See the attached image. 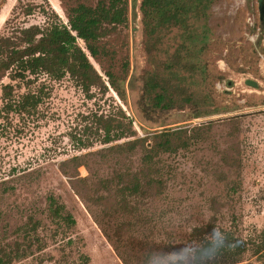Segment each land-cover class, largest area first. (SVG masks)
Listing matches in <instances>:
<instances>
[{
	"label": "rangeland",
	"instance_id": "374dc122",
	"mask_svg": "<svg viewBox=\"0 0 264 264\" xmlns=\"http://www.w3.org/2000/svg\"><path fill=\"white\" fill-rule=\"evenodd\" d=\"M98 2L110 0H0V36L38 25L42 46L72 7ZM206 6L129 0L85 70L69 57L61 78H3L16 95L44 92L34 116L5 121L0 83V249L13 245V264H193L212 230L262 240L264 22L258 0ZM107 70L124 79L125 100ZM136 177L150 186L135 190ZM232 264L262 260L248 250Z\"/></svg>",
	"mask_w": 264,
	"mask_h": 264
},
{
	"label": "trees",
	"instance_id": "16d2710c",
	"mask_svg": "<svg viewBox=\"0 0 264 264\" xmlns=\"http://www.w3.org/2000/svg\"><path fill=\"white\" fill-rule=\"evenodd\" d=\"M128 1L110 0L109 4L98 2L95 7L83 4L72 7L66 24L56 23L50 25L48 32L45 33L48 40L42 46L38 45V36L44 34V32L38 25L20 28L15 36H0L2 118L9 121L11 113L19 114L22 117L34 116L43 100L42 93H44L42 90L35 91L29 88L28 91L16 95L15 86L12 83L2 82L5 76H9L12 80L19 79L27 83L32 81L31 76H38V74L44 72L61 78L67 71L71 70L67 60L69 57H74L77 60L76 67L85 70L89 64L88 53L95 58L105 53L106 50L101 40L110 32L109 25L114 28L119 24L126 23L128 19ZM206 4L207 0H194V13L198 14L201 11H206ZM79 39L84 41L86 51L79 45ZM57 58H62V60ZM105 73L111 88L120 99L125 100L126 87L124 79L110 70ZM4 127L5 125L0 124V136ZM173 135L171 132L164 133V136H168L167 138H171ZM185 142L182 138L177 141L181 144H185ZM158 147L164 149V151L168 150L167 146L161 143H158ZM151 154L152 152L145 154L146 158L150 160L146 164L153 161ZM157 165L153 162L151 166L146 167L151 171L150 175L157 171ZM136 180L135 190L142 189L143 186H150L149 180L146 181L144 177H136ZM104 184L107 189H110L112 179L105 180ZM121 192L128 193L127 187H123ZM56 209L53 211L54 213H56ZM64 219L74 223L71 215ZM6 226H9V224L6 223ZM261 239L260 242H252L251 246L248 242L228 231L212 230L211 234L204 236L193 251V264L236 263L241 260L242 255L248 250L257 255L264 264V232ZM19 258L20 254L10 243H6L0 249V264H13Z\"/></svg>",
	"mask_w": 264,
	"mask_h": 264
},
{
	"label": "water",
	"instance_id": "95a60500",
	"mask_svg": "<svg viewBox=\"0 0 264 264\" xmlns=\"http://www.w3.org/2000/svg\"><path fill=\"white\" fill-rule=\"evenodd\" d=\"M258 8H259L260 20L264 22V0H258ZM247 83L255 87L258 85V82L255 80H248Z\"/></svg>",
	"mask_w": 264,
	"mask_h": 264
}]
</instances>
